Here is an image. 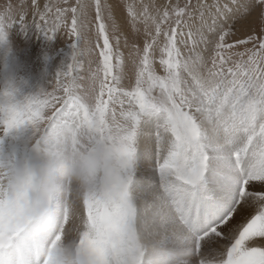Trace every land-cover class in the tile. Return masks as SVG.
Listing matches in <instances>:
<instances>
[{
  "label": "snow or ice",
  "instance_id": "obj_1",
  "mask_svg": "<svg viewBox=\"0 0 264 264\" xmlns=\"http://www.w3.org/2000/svg\"><path fill=\"white\" fill-rule=\"evenodd\" d=\"M13 28L73 56L0 92V264H64L70 237L81 264H264V0H0Z\"/></svg>",
  "mask_w": 264,
  "mask_h": 264
},
{
  "label": "rangeland",
  "instance_id": "obj_2",
  "mask_svg": "<svg viewBox=\"0 0 264 264\" xmlns=\"http://www.w3.org/2000/svg\"><path fill=\"white\" fill-rule=\"evenodd\" d=\"M118 14L123 15V12ZM0 45V63H2L0 64V75L2 74L0 76V92L8 87H17L20 90L19 98L38 96L42 91L51 92L57 74L71 62L73 56V49L68 43V37L63 33L53 40H48L39 33L25 34L18 28H13L9 32L7 40L0 42ZM87 70L88 64L85 63V73ZM77 154L82 155V160L78 159ZM77 154L75 160L78 168L76 167V170L81 174L78 176L79 185L77 183L73 185L71 188L73 190L82 186L88 168L87 153ZM44 172L47 173V170L45 169ZM57 173L60 172L57 170ZM65 181H56V183L62 188ZM71 258L70 260L68 256L64 257V264H67L66 260L68 264H81V250L78 248Z\"/></svg>",
  "mask_w": 264,
  "mask_h": 264
},
{
  "label": "bare ground",
  "instance_id": "obj_3",
  "mask_svg": "<svg viewBox=\"0 0 264 264\" xmlns=\"http://www.w3.org/2000/svg\"><path fill=\"white\" fill-rule=\"evenodd\" d=\"M24 41V40H23ZM1 46V45H0ZM2 58V57H1ZM5 59V58H4ZM3 59V60H4ZM2 62V61H1ZM5 63V62H4ZM3 63V64H4ZM47 63V62H46ZM2 64V63H0ZM5 67V66H4ZM3 67V68H4ZM2 70V69H1ZM5 72V71H4ZM3 72V73H4ZM5 74V73H4ZM2 75V74H1ZM0 75V76H1ZM3 78V77H2ZM5 78V77H4ZM1 80V79H0ZM3 81V80H2ZM5 81V80H4ZM5 83V82H4ZM78 159L82 160V155H78ZM76 154L73 155L70 152L66 153L56 164V169L60 172L59 174L57 173L55 180L58 182H64L63 187L61 188L62 190H66L69 188H72L73 185H76L78 183V176L81 174V172H78L76 169L78 168V164L76 163ZM77 167V168H76ZM64 174L65 176H63ZM42 179L44 180L45 183L48 181V173H45L44 171L42 172ZM71 180V181H68ZM68 181V182H67ZM71 184V185H70ZM43 195V192L41 193ZM73 247V248H72ZM59 248L63 250L64 257L68 256L70 259L72 257V254H75L79 248L78 243L75 238L70 237L64 241H62L59 244ZM72 259V258H71ZM70 259V260H71ZM67 264V260L65 261Z\"/></svg>",
  "mask_w": 264,
  "mask_h": 264
}]
</instances>
